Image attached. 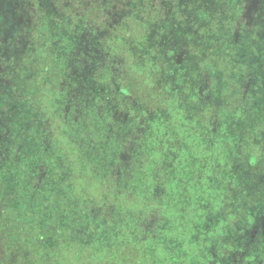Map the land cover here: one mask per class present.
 <instances>
[{
    "label": "trees",
    "instance_id": "obj_1",
    "mask_svg": "<svg viewBox=\"0 0 264 264\" xmlns=\"http://www.w3.org/2000/svg\"><path fill=\"white\" fill-rule=\"evenodd\" d=\"M71 1H0V264H264V0Z\"/></svg>",
    "mask_w": 264,
    "mask_h": 264
},
{
    "label": "rangeland",
    "instance_id": "obj_2",
    "mask_svg": "<svg viewBox=\"0 0 264 264\" xmlns=\"http://www.w3.org/2000/svg\"><path fill=\"white\" fill-rule=\"evenodd\" d=\"M0 1L1 2L9 1L10 7L7 9V13H8V15H10L12 12L16 15L15 18L12 19V23L9 24V26H7V30L11 31L13 33V35H14V33L22 32L21 29H22V26L26 23L25 21L32 19V16H29V14L28 15L25 14L26 8L23 7V4H24L23 2L27 1V0H0ZM36 1L38 2L39 7L48 9L47 11H45L47 13L51 14V13H53V10H55L53 4L57 0H53L52 2L50 0H36ZM74 2H75V0L71 1V3H73V4H74ZM118 2L120 3V6L122 8H126L128 10V6H127L125 0L124 1L121 0ZM57 3H62V2L58 1ZM90 3L91 4L87 5V7H83V6L78 7V5H77L76 8L79 9L80 11L82 9L89 8V10L87 11V14L84 13L83 16L86 19L88 18L90 21L94 19V22L96 23V25L94 24V29H89V28L87 29L84 27L83 29L86 31L85 34L83 32H80V33L79 32H73L72 34H69V32H67L68 30H67L66 25H64V26L60 27V30H61L60 36L56 38V41L59 44H60L59 39H62L61 36L63 37V34H64L63 32H67L70 38L78 36V35H83L85 37H88V36H91L92 32H94V35H96V36H100V35H104V34H112L113 31L111 30V28L113 29L114 26H116V21L119 20L121 22H124V19L127 18V13L123 12L120 7H117V6H116V8L113 7V4H114L113 0H95V1H90ZM149 3H150L149 1H147L145 3L143 2V4H144L143 8L148 6ZM166 3H168V2H166ZM166 3H165V5H162V8L165 10L167 9ZM21 6H22V8H21ZM100 8H102L101 13H100ZM171 8L172 7H170V9ZM26 10H28V9H26ZM90 17H92V19ZM50 18H51V16H50ZM85 22L86 21L83 18V20H81L79 23L81 25H83ZM101 22L104 23L105 25H102ZM68 45H70V44L65 42L62 46H68ZM165 53L167 54V52H165ZM246 53H248V51H246ZM168 56H170V55L168 54ZM189 57H190V55L184 54V59L188 60ZM190 64H192V63L190 62ZM190 64L187 63L186 65L184 64V66H183L181 63H177L176 60L173 62V64H172L173 66L170 67V70L172 71V73L169 75V80H171L172 86H178V78L176 77V75H180V77H181L180 83L185 82V81L186 82L192 81V80H187V79H191V77L193 76V74L191 72ZM192 65H195V63H193ZM163 71H164V68H162L161 76L158 77V80H157L158 88H159V85L161 84V81L162 82H163V80H165L166 82L168 81V78ZM181 71H183V72L181 73ZM92 83H95V82L93 81ZM145 86L148 87L147 84H145ZM157 104H158L157 108H158V112H159V114L157 113L158 114L157 117H158L159 121L167 122L169 116H168V113L166 112V107L164 105L162 106L159 101ZM111 115L113 118H115V114L113 112H111ZM245 115L247 117H251V114L248 113V111L245 112ZM187 117L188 118L190 117V115H188V113H187ZM250 124H251V122L249 121V118H248V119L241 120L237 126H250ZM260 128H261V130L264 131V118H263V124L260 125ZM2 138L5 142V138L3 137V133H2V131H0V139L2 140ZM262 138H263L262 140L264 142V135H262ZM2 146H3V144H2ZM262 150L264 151V146H262ZM4 153H6V151ZM5 157H7V154L5 155ZM5 157H3V158H5ZM0 164H1V162H0ZM262 171L264 173V168ZM255 176H256L255 177L256 180H258V181L261 180V178H260L261 174L258 171L255 173ZM259 183L262 185V189L264 190L263 182H259ZM250 191L252 193H254V188Z\"/></svg>",
    "mask_w": 264,
    "mask_h": 264
},
{
    "label": "flooded vegetation",
    "instance_id": "obj_3",
    "mask_svg": "<svg viewBox=\"0 0 264 264\" xmlns=\"http://www.w3.org/2000/svg\"><path fill=\"white\" fill-rule=\"evenodd\" d=\"M240 116H241L240 121L249 118V121L251 122L250 126H255L256 124H257L256 126H260L259 123H257L256 120L251 121V117H252V115H251V117H247V116L245 115V112H244V113L242 112ZM263 118H264V116H263ZM240 121H239V122H240ZM239 122H238V123H239ZM248 123H249V122H248Z\"/></svg>",
    "mask_w": 264,
    "mask_h": 264
}]
</instances>
